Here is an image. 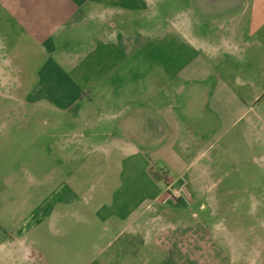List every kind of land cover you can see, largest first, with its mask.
I'll return each mask as SVG.
<instances>
[{
  "label": "crops",
  "instance_id": "obj_1",
  "mask_svg": "<svg viewBox=\"0 0 264 264\" xmlns=\"http://www.w3.org/2000/svg\"><path fill=\"white\" fill-rule=\"evenodd\" d=\"M164 1L0 0V80L42 114L0 120L41 144V165L0 173V264L212 255L182 211L205 209L227 150L264 146V0Z\"/></svg>",
  "mask_w": 264,
  "mask_h": 264
},
{
  "label": "rangeland",
  "instance_id": "obj_2",
  "mask_svg": "<svg viewBox=\"0 0 264 264\" xmlns=\"http://www.w3.org/2000/svg\"><path fill=\"white\" fill-rule=\"evenodd\" d=\"M176 3L180 6L186 2L179 0ZM163 8L169 10L170 0L164 1ZM7 76L0 80V120H40L42 114L33 118L31 112L24 111L25 101L18 96L21 82ZM2 132L5 134L1 135ZM0 136L5 138L0 152V173L3 171L4 174L12 167L20 171L25 170L22 167L28 168L31 160L28 159V162L26 157L33 155L34 149L41 145L37 132L22 127L4 129L0 131ZM214 151H210L212 157ZM233 153L227 150L221 160H215L221 176L217 174L211 179L213 187L204 194L202 202L205 209L196 205L182 211L191 221L187 222L188 228L210 238L212 255L208 256L209 252L205 251L204 257L196 256L201 264H228L230 261H234L233 264H264V146L257 150L253 158L245 160L247 157H244L242 162L240 159L236 163ZM33 164L30 162V165ZM35 165H41V162ZM181 195L175 194L173 198L182 200ZM194 214L204 218V222L197 224L191 217ZM179 228V231L182 230ZM227 245L237 248L239 256L231 257ZM225 246L228 248L225 249ZM219 251L227 256L220 254L221 257H218Z\"/></svg>",
  "mask_w": 264,
  "mask_h": 264
},
{
  "label": "trees",
  "instance_id": "obj_3",
  "mask_svg": "<svg viewBox=\"0 0 264 264\" xmlns=\"http://www.w3.org/2000/svg\"><path fill=\"white\" fill-rule=\"evenodd\" d=\"M151 176L156 180H165L166 176L161 170H151L150 171Z\"/></svg>",
  "mask_w": 264,
  "mask_h": 264
},
{
  "label": "built area",
  "instance_id": "obj_4",
  "mask_svg": "<svg viewBox=\"0 0 264 264\" xmlns=\"http://www.w3.org/2000/svg\"><path fill=\"white\" fill-rule=\"evenodd\" d=\"M175 194L180 195V194H178V193H174V195H175ZM176 197H177V196H176Z\"/></svg>",
  "mask_w": 264,
  "mask_h": 264
}]
</instances>
